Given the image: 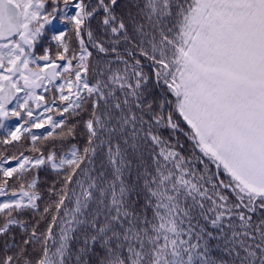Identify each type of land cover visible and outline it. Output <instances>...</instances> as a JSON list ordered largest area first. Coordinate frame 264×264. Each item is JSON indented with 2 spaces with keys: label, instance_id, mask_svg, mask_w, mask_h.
Here are the masks:
<instances>
[{
  "label": "snow or ice",
  "instance_id": "1",
  "mask_svg": "<svg viewBox=\"0 0 264 264\" xmlns=\"http://www.w3.org/2000/svg\"><path fill=\"white\" fill-rule=\"evenodd\" d=\"M0 130V264H264V0H0Z\"/></svg>",
  "mask_w": 264,
  "mask_h": 264
},
{
  "label": "trees",
  "instance_id": "2",
  "mask_svg": "<svg viewBox=\"0 0 264 264\" xmlns=\"http://www.w3.org/2000/svg\"><path fill=\"white\" fill-rule=\"evenodd\" d=\"M54 26H55L56 28H64V27H66L65 25L60 24L59 21H57V22L55 23ZM38 50H39V49H38ZM16 123H18V121H16L15 119H13V120H11V121H8V124H9L10 126L15 125ZM33 131L36 132L38 135H43V134L47 131V129H34ZM3 135H4L3 130H0V136H3ZM25 144H27V140H25ZM19 148H20V146H18L17 148H10L8 154H11V153H13V152L18 151ZM44 175H45V173L42 171V172H41V176H42V178L44 177ZM51 178H52V177H51V174L49 173V174H48V179H51Z\"/></svg>",
  "mask_w": 264,
  "mask_h": 264
}]
</instances>
